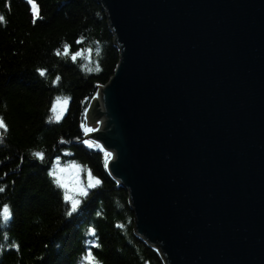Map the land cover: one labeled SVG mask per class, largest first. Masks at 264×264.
Returning <instances> with one entry per match:
<instances>
[{"label": "water", "instance_id": "obj_1", "mask_svg": "<svg viewBox=\"0 0 264 264\" xmlns=\"http://www.w3.org/2000/svg\"><path fill=\"white\" fill-rule=\"evenodd\" d=\"M121 61L85 139L166 264H264V0H100Z\"/></svg>", "mask_w": 264, "mask_h": 264}, {"label": "trees", "instance_id": "obj_2", "mask_svg": "<svg viewBox=\"0 0 264 264\" xmlns=\"http://www.w3.org/2000/svg\"><path fill=\"white\" fill-rule=\"evenodd\" d=\"M37 3L42 18L34 25L25 0H0L5 17L0 21V116L8 125L7 131L0 129V187L5 188L0 207L8 204L13 211L7 241L0 229L6 245L0 264H86L89 239L100 245L93 249L100 264H166L137 236L129 191L110 177L103 153L83 143L84 113L96 99L87 98L111 81L121 61L107 13L100 0ZM81 37L83 43H77ZM66 43L71 54L82 53L77 61L71 54L55 55ZM57 96L72 99L65 117L49 123ZM35 152H43L45 159ZM56 157L60 167L79 165L84 185L90 178L103 181L82 201L83 215L66 216L70 206L63 190L48 176ZM91 228L94 238L88 235ZM12 244H19L20 251L9 250Z\"/></svg>", "mask_w": 264, "mask_h": 264}, {"label": "snow or ice", "instance_id": "obj_3", "mask_svg": "<svg viewBox=\"0 0 264 264\" xmlns=\"http://www.w3.org/2000/svg\"><path fill=\"white\" fill-rule=\"evenodd\" d=\"M26 5L30 7L31 10V16H32V23L35 25L38 20H40L41 17V11H40V6L37 3V0H25ZM10 7V5H9ZM0 21H5V17L0 14ZM77 43H83V37H81ZM91 52V49H89ZM72 53V47L69 44L64 45V51L61 52L59 49H57L55 55L57 57L60 56H69ZM82 56V53L77 51L74 54H71V60L72 61H77L78 58ZM94 69L89 68L88 71H93ZM40 75L45 76L46 72L45 70L41 69ZM61 78L59 76L56 77V82H59ZM101 87L100 85H97V88ZM100 92L97 91L95 93L94 97H90L87 99H95L99 98ZM72 97H60L57 96L55 98V102L52 103L50 112L52 113L51 116L48 117V122L51 123L53 120H55L57 123H59L65 114L66 109L69 106V103L71 101ZM83 103V102H82ZM85 117L87 116V110H85L84 113ZM102 120H98L97 124H102ZM81 128L83 129L84 133H93L99 131V128H92V127H87L85 124H81ZM0 129L7 131L8 130V125L5 122V119L3 116H0ZM60 143H66L63 139H61ZM85 145H87L89 148H96L100 152L103 153V158H104V166L107 169L108 163L111 159H114V154L111 151H108L104 144L99 143L98 141H89L88 139H85L83 141ZM35 157H37L40 161H43L45 159V154L43 152H35L33 153ZM68 155H71V153H68ZM61 164V159L60 157L55 158V165L56 167H53L51 171L48 172V176L51 177L52 183L56 185L58 189L63 190V200L66 205H69V209L66 211V216L69 218H73L74 214L79 213L80 215H83L84 212L81 210V204L82 201L85 200L89 196L90 189H95L97 186L102 185L103 181L101 179H92L90 178L87 182V184L82 185L79 182V179L77 178L75 183L70 184L69 182L66 181L65 179V174L69 172L70 170H75L77 177L79 176V171H80V166L77 164H69L67 168L60 167ZM109 175H111V171H109ZM89 176L91 177V173L89 172ZM13 183H15L13 181ZM5 188L0 187V193L4 192ZM13 220V211L11 207L8 204H4L2 207H0V229L4 230V236L3 239L4 241L8 240V235H7V226L9 223ZM88 235L90 237H96V229L91 228L88 232ZM5 243L0 242V254L3 253L5 250ZM9 247V250L14 249L15 251L19 252L20 251V245L19 244H12ZM47 247V245H46ZM57 248L60 246L57 245ZM100 245L95 242L94 239H89L87 241V252L84 256V260L86 264H100V261L97 259L96 255H94L93 249L99 248Z\"/></svg>", "mask_w": 264, "mask_h": 264}, {"label": "rangeland", "instance_id": "obj_4", "mask_svg": "<svg viewBox=\"0 0 264 264\" xmlns=\"http://www.w3.org/2000/svg\"><path fill=\"white\" fill-rule=\"evenodd\" d=\"M92 106H93V104H92ZM67 111H68V108L66 109L65 114L63 115L62 119L65 117ZM89 111H90V110H89ZM88 113H89V112H88ZM87 117H88V114H87ZM62 119H61V120H62ZM88 120H89V118H87V125H86L87 127L99 128V129H100L101 124H99V126H96L95 123H91V122H89ZM100 120H103V119H100ZM93 133H94V132H93ZM91 134H92V133H87V136H86V137H88V135H91ZM88 140H89V141H93V140H91V139H88ZM85 146H86L87 148H89L87 145H85ZM89 149L98 150V149H96V148H89ZM63 168H67V167H63ZM77 178L79 179V182H80L82 185H84V183H83V178H82V176H81V171H79V176H78V177H77V175H76L75 170H70L69 172H67V173L65 174V179H66V181L69 182L70 184L75 183L76 180H77Z\"/></svg>", "mask_w": 264, "mask_h": 264}, {"label": "bare ground", "instance_id": "obj_5", "mask_svg": "<svg viewBox=\"0 0 264 264\" xmlns=\"http://www.w3.org/2000/svg\"><path fill=\"white\" fill-rule=\"evenodd\" d=\"M96 99H98V98H96ZM96 99H95V100H96ZM102 121H103V120H102ZM101 128H102V124H101V127H100V129H101ZM109 151H111V150H109ZM111 152H112V151H111ZM113 154H114V153H113Z\"/></svg>", "mask_w": 264, "mask_h": 264}]
</instances>
